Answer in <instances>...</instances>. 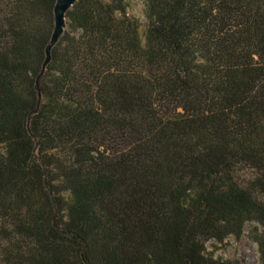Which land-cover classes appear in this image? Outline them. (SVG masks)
Instances as JSON below:
<instances>
[{
  "label": "trees",
  "instance_id": "1",
  "mask_svg": "<svg viewBox=\"0 0 264 264\" xmlns=\"http://www.w3.org/2000/svg\"><path fill=\"white\" fill-rule=\"evenodd\" d=\"M0 0V264H264V0Z\"/></svg>",
  "mask_w": 264,
  "mask_h": 264
},
{
  "label": "rangeland",
  "instance_id": "2",
  "mask_svg": "<svg viewBox=\"0 0 264 264\" xmlns=\"http://www.w3.org/2000/svg\"><path fill=\"white\" fill-rule=\"evenodd\" d=\"M130 3V16L135 17L141 23L142 30L146 27V20L143 15L144 0H128ZM247 225L239 240L233 237L227 239L223 245H216L210 242L207 251L212 253L215 258L223 260H243L246 264H259L256 244L249 239Z\"/></svg>",
  "mask_w": 264,
  "mask_h": 264
},
{
  "label": "water",
  "instance_id": "3",
  "mask_svg": "<svg viewBox=\"0 0 264 264\" xmlns=\"http://www.w3.org/2000/svg\"><path fill=\"white\" fill-rule=\"evenodd\" d=\"M76 0H56L54 7V28L50 38L48 49L54 46L65 27L66 12L72 7Z\"/></svg>",
  "mask_w": 264,
  "mask_h": 264
}]
</instances>
